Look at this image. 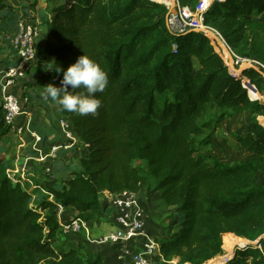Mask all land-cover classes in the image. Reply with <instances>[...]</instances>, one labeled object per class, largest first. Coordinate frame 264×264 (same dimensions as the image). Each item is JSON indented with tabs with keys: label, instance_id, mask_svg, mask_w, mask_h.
I'll list each match as a JSON object with an SVG mask.
<instances>
[{
	"label": "trees",
	"instance_id": "obj_1",
	"mask_svg": "<svg viewBox=\"0 0 264 264\" xmlns=\"http://www.w3.org/2000/svg\"><path fill=\"white\" fill-rule=\"evenodd\" d=\"M181 1L195 4L192 9L199 2ZM50 2L52 19L43 22L45 42L37 49V71L29 76L25 95L40 91L43 97V86H60L63 73H56V64L67 69L85 54L108 73L109 84L96 94L102 101L96 115L80 116L46 100L59 118L70 122L77 141L64 138L72 149L85 152L70 169L59 158L66 149L55 159L48 157L50 140L36 129L44 150L40 153L55 162L56 178L54 185L45 186L36 209L29 190L8 177L0 153V264L47 259L55 260L50 264H102L101 254L87 252L84 258L79 248L59 254L53 243L62 228L60 207L71 210L74 220H110L113 211L102 202L105 192L143 197L154 188L159 195L153 199L165 210L174 209L161 223L163 233L156 239L162 257L153 264H170L174 258L182 264H206L234 243L237 237L228 233L259 239L264 234V185L255 177L264 174V126L257 124L237 138L242 150L254 154L252 159L229 166L207 154V148L230 115L264 117L258 100L264 97L263 74L246 69L232 75L225 52L223 57L200 33L170 34L166 20H157L160 4L150 0ZM15 13L8 0H0V56L13 53L5 35L19 20L11 24L3 17L13 14L16 19ZM205 22L221 32L238 56L264 67V0L215 2ZM16 64L7 57L5 68ZM10 132L0 105V145ZM143 203L147 209L149 204ZM171 219L175 223L168 225ZM263 245L261 239L259 246L237 250L226 264H264Z\"/></svg>",
	"mask_w": 264,
	"mask_h": 264
},
{
	"label": "rangeland",
	"instance_id": "obj_2",
	"mask_svg": "<svg viewBox=\"0 0 264 264\" xmlns=\"http://www.w3.org/2000/svg\"><path fill=\"white\" fill-rule=\"evenodd\" d=\"M150 2L160 4L161 6V8H159L157 11L161 10L162 14L161 16H158L157 20H160L162 17L166 20L167 14L170 12V8L168 6H171V0H150ZM216 2H223V0H216ZM8 4L11 6L12 10L15 9V15H17L18 18L15 19L13 12L12 15L3 17V20H9L10 23L13 20H23L21 22L32 26L38 34L36 38L38 49V47L41 46L40 44L44 41L47 30L45 26H43V22L45 20L52 19V9L54 4L51 3L50 0H8ZM194 5L195 4L188 6L191 8ZM10 28L13 29L14 27L12 28V26H10L7 31ZM7 31L5 38L6 41L9 42L8 37L12 30L9 33H7ZM262 40L263 38H260L259 43H261ZM1 43L2 42L0 41V44ZM214 44L217 45L220 53L224 57V52L222 51L220 46L216 42ZM7 57H10V59H14V53H7L0 56V76L5 70V62ZM228 58V56L227 59L224 58L227 66L231 64V60H229ZM33 66L28 73L29 75L37 71V69L33 70ZM36 88L39 91V87L37 86ZM11 90L13 94L15 93L18 96L20 95L18 101L21 108V115L17 118V120H15V125L13 127L11 126L10 134L5 139H3L2 144L0 145V153L5 158L6 165L9 168L7 171L8 177L15 182L21 181L23 186L29 190V192L33 195L31 207L36 209L41 202L40 197L45 194V186L54 185V183L56 182V178L53 175L55 162L53 163L47 160L46 156L42 154L44 151L42 150V143H35V139L29 137L28 132L37 134L36 129L41 128L42 130H48V133L52 134V136L56 138L55 144L49 143L50 148L55 145H64L66 143V145H68L70 143L63 137L61 131L58 128L57 121L60 118L56 113H54L53 108L49 107L47 101L41 96L40 91L35 95L29 96L23 93L24 87L21 90L22 92L19 88H13ZM4 94L5 92L3 91V95ZM26 100L29 101L26 102ZM258 100L264 104V97L262 95ZM0 105L3 108L2 95H0ZM207 118L208 117H205L204 120H206ZM257 124L264 126V117L252 115L249 112L230 115L222 121L220 128L217 130V133L212 139H210L208 143L207 154L229 166L254 158L253 153L242 150L237 141V138L238 136L246 135L249 130ZM73 138H75V136H73ZM35 148H38V150H40V152L42 151V153H40L39 151H35ZM72 148L73 147H71V149L63 150L67 151L66 156L60 155L59 157L60 162L66 164V166L70 167V169L77 167L79 161L84 155L83 152H85L84 150L74 151V149ZM141 163H136V165H139ZM142 164L147 166V163L145 162H143ZM255 181L260 185H264V174L257 175L255 177ZM154 195H156L154 188H149L144 192L143 197L141 198H143L144 202L148 203L149 206H152L151 211L153 213V218L151 217L152 221L150 224L154 228L155 236L160 237L163 233L161 223L164 218L170 215V213L174 209L170 208L165 210L164 208H162L161 203L157 199H153ZM102 202L103 205H108L105 197L102 199ZM71 213L73 212L65 210V212L60 216L62 217V222L64 224L70 223V219L68 217L72 216ZM45 214V212H42L43 217L45 216ZM42 221H44V218L40 219V222ZM173 222L175 223V221L171 219L168 222V225L173 224ZM62 230L63 229L61 228V231L58 233L53 243L54 248L57 250V252H59V254L60 252L68 251V249L79 248L81 251V257L87 258L86 253L92 252L94 254L103 255L102 264H119L116 260V254H114V251L110 247L97 246L92 241L88 240H86L87 242L83 241L84 234L82 232L65 233ZM229 234L237 237L233 240L234 243L230 245L228 249H223L224 255L218 256L208 261L206 264H226L228 261H232L234 259L237 250H246L250 246H259L261 239L264 240V234L255 241L249 240L248 238L242 235H237L235 233H228L225 235ZM93 235H95V237L100 236V234L95 231H93ZM260 249L264 251V245L261 246ZM59 260L60 259H57L56 261ZM156 260H158V258H156ZM52 261L55 260H42L39 264H50ZM170 264H182V262L180 258H174L172 261H170Z\"/></svg>",
	"mask_w": 264,
	"mask_h": 264
},
{
	"label": "built area",
	"instance_id": "obj_3",
	"mask_svg": "<svg viewBox=\"0 0 264 264\" xmlns=\"http://www.w3.org/2000/svg\"><path fill=\"white\" fill-rule=\"evenodd\" d=\"M215 2L216 0H199L195 9H191L181 0H174V4L168 6L170 12L166 17L169 33L175 36L191 32L203 34L212 43L216 42L223 52L227 50L230 56L229 60H231V64L227 67L232 75L235 76L232 70H240L241 72L243 68H246L260 71L264 76V67L262 65L258 66L256 61L238 56L228 46L221 32L205 22V15ZM21 21L23 20H19L17 27L9 34V42H7L8 49L14 53L13 60L17 64L13 67L5 68L0 76V95H2L4 119L12 127L15 125V120L21 115V108L18 101L19 96L15 93L13 94L11 89L19 88L20 91L23 89L27 75L37 57L36 38L38 34L32 26ZM3 91L5 92L4 95ZM28 101L26 100V102ZM58 125L68 141H76L73 138L71 124L68 120L60 118ZM28 136L35 139L37 144L42 141L41 137L35 133L28 132ZM61 148L68 149L69 146H52L48 157L57 158ZM104 195L108 206L114 213L113 217L117 226L115 231L92 240L88 228L90 222L71 219L70 223L64 224L60 216L65 210L60 207L59 217L63 231L65 233L85 232L88 241H92L97 246L110 247L116 254V260L119 264H153L157 257H162L160 244L154 234V228L150 224L151 216L141 197L132 192H123L116 195L105 192Z\"/></svg>",
	"mask_w": 264,
	"mask_h": 264
},
{
	"label": "clouds",
	"instance_id": "obj_4",
	"mask_svg": "<svg viewBox=\"0 0 264 264\" xmlns=\"http://www.w3.org/2000/svg\"><path fill=\"white\" fill-rule=\"evenodd\" d=\"M54 70L63 73L60 86L53 83L43 86V98L55 101L61 110L80 116L98 114L102 101L96 94L103 93L109 84L108 73L101 65L85 54L67 69L56 64Z\"/></svg>",
	"mask_w": 264,
	"mask_h": 264
},
{
	"label": "crops",
	"instance_id": "obj_5",
	"mask_svg": "<svg viewBox=\"0 0 264 264\" xmlns=\"http://www.w3.org/2000/svg\"><path fill=\"white\" fill-rule=\"evenodd\" d=\"M44 42H45V37H44V41H43V43H41L40 45L41 46H43L44 45ZM29 74L27 75V79H26V82L24 83V90H23V93L25 94V92H26V90H28V87H27V83L30 81V79H29ZM31 77V76H30ZM22 92V91H21ZM19 97H20V95H19ZM44 132H45V135H47V137H48V139L50 140V143L51 144H55V140H56V138L55 137H53L52 136V134H49L48 133V130H45L44 129ZM37 135H38V133H37ZM63 135V134H62ZM39 136V135H38ZM63 137H65L64 135H63ZM67 144V143H66ZM66 144H64V145H66ZM63 144L62 145H55V146H61V147H63L64 146ZM68 146H69V148L68 149H71V147H73V145H71V144H68ZM35 151H39L40 152V150H38V148H35ZM159 195V194H158ZM158 195L156 194L155 195V198L156 197H158ZM151 208H152V206H147V209H148V212H149V214L151 215V217L153 218V213H152V211H151ZM112 210V209H111ZM69 211H71V210H69ZM113 211V210H112ZM72 212V211H71ZM112 213V215H111V219L110 220H108V221H105V222H90L89 223V230H90V234H91V239L92 240H96L97 238H99V237H95V235H93V231H95V232H97L98 234H100V236H102V235H106V234H108V233H110V232H112V231H115L116 229H117V226H116V223H115V221H114V217H113V212H111ZM71 217H68L69 219H71L73 216H74V213H71ZM65 217H67V216H65ZM152 221V220H151ZM102 231V232H101ZM229 235H231V234H229ZM86 240H88V237L86 236V234H85V232H84V238H83V241H86ZM87 242V241H86Z\"/></svg>",
	"mask_w": 264,
	"mask_h": 264
},
{
	"label": "bare ground",
	"instance_id": "obj_6",
	"mask_svg": "<svg viewBox=\"0 0 264 264\" xmlns=\"http://www.w3.org/2000/svg\"><path fill=\"white\" fill-rule=\"evenodd\" d=\"M157 1H158V0H157ZM171 2H172V4H171V6H172V5L174 4V0H171ZM224 52H225L226 57L228 56V57L230 58V56H229L227 50H225ZM229 58H228V59H229ZM256 65L260 66V64H259L258 62L256 63ZM232 71H234V73L239 72V70H232ZM228 248H229V247L227 246V247L225 248V250L228 249Z\"/></svg>",
	"mask_w": 264,
	"mask_h": 264
},
{
	"label": "water",
	"instance_id": "obj_7",
	"mask_svg": "<svg viewBox=\"0 0 264 264\" xmlns=\"http://www.w3.org/2000/svg\"><path fill=\"white\" fill-rule=\"evenodd\" d=\"M245 69H246V68H243V69H242V72H243ZM242 72H241V73H242ZM257 244H258V242H257Z\"/></svg>",
	"mask_w": 264,
	"mask_h": 264
}]
</instances>
